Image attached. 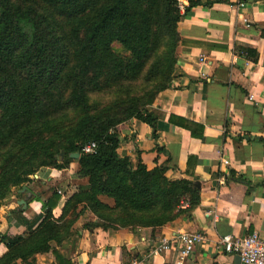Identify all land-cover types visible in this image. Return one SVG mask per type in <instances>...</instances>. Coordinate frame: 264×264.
I'll return each instance as SVG.
<instances>
[{"label": "crops", "instance_id": "1", "mask_svg": "<svg viewBox=\"0 0 264 264\" xmlns=\"http://www.w3.org/2000/svg\"><path fill=\"white\" fill-rule=\"evenodd\" d=\"M200 2L178 24L172 83L150 107L156 129L137 119L116 128L120 157L134 166L141 159L148 170L164 168L171 181L191 182L198 203L175 210L171 221L155 227L104 220L85 206L76 209L72 220L67 203L89 190V184L76 177L79 165L71 162L9 198L0 235L33 234L45 218L43 204L54 192L58 199L52 219L64 224L49 250L14 264H242L223 252L220 237L257 232L264 238V0ZM178 120L192 123L196 133L201 128L203 138L177 125ZM99 199L114 208L112 199ZM183 233L206 239L188 259L181 261L178 244L155 253L162 240ZM8 252L0 243V258Z\"/></svg>", "mask_w": 264, "mask_h": 264}, {"label": "trees", "instance_id": "2", "mask_svg": "<svg viewBox=\"0 0 264 264\" xmlns=\"http://www.w3.org/2000/svg\"><path fill=\"white\" fill-rule=\"evenodd\" d=\"M189 2L182 15L179 0H0V152L20 147L7 156L8 168L15 167L21 153L48 147L64 152L66 159L79 154L76 177L87 179L89 190L68 201L72 220L76 209L85 206L104 220L155 227L171 221L175 210L183 212L182 202L189 203L188 209L198 203L191 182L168 183L164 168L149 171L141 159L134 166L120 157L116 133L131 119L156 129L150 107L172 83L178 24L202 5ZM114 44L129 53L128 61L114 53ZM106 94L115 95L116 103L93 102ZM178 121L203 138L200 127L196 133L192 123ZM90 142L97 151L84 154ZM30 175L12 176L10 184L31 183ZM99 197L112 199L114 208ZM57 199L54 192L43 204L45 218L33 234L0 235L9 250L0 264L27 261L50 249L64 226L52 219Z\"/></svg>", "mask_w": 264, "mask_h": 264}, {"label": "rangeland", "instance_id": "3", "mask_svg": "<svg viewBox=\"0 0 264 264\" xmlns=\"http://www.w3.org/2000/svg\"><path fill=\"white\" fill-rule=\"evenodd\" d=\"M113 51L120 59H123L125 61H128L130 59L129 53L119 44L113 45ZM176 55L178 62V48ZM116 101H117L116 96L113 94L102 95L98 97L96 100H93V102L97 103L98 106H103L107 103L108 104L116 103ZM61 127L64 126L62 125ZM48 149L49 151H47ZM48 149L43 150L41 153L39 151L38 153H36V151L21 153L20 157L15 161L14 168H8L9 162L7 161V159L12 155L11 153H19L20 147L15 150H11V153L10 150L6 149V147L3 151L0 152V221L1 220L3 222L5 221L4 216L9 198H11L12 196L15 197L17 195V192L21 190V188L29 187L33 182L39 183L40 181L44 180V177H46V174H48V172L61 171L62 169H60L59 166L65 165L66 161L76 162L77 160L72 158L71 156H69L68 159L64 158V152L62 151L56 150L57 152H59L56 153L54 151H50L51 148L48 147ZM149 171H153V169ZM27 174H31L29 176L31 183L26 182L23 183L22 186H18V187H14L13 185L10 184L9 179L12 176H19L20 178H25ZM163 178L168 183L176 182L169 180V178L166 176V172L163 174ZM36 187H38V185Z\"/></svg>", "mask_w": 264, "mask_h": 264}, {"label": "built area", "instance_id": "4", "mask_svg": "<svg viewBox=\"0 0 264 264\" xmlns=\"http://www.w3.org/2000/svg\"><path fill=\"white\" fill-rule=\"evenodd\" d=\"M179 10L184 15L187 7L179 1ZM97 144L90 142L83 146L82 152L84 154L92 155L97 151ZM189 208L187 201L182 202L180 209L186 210ZM209 216H215L213 212H208ZM205 237L201 235H191L187 233L180 234L177 239L171 241L162 240L160 245L155 248L156 254H162L169 250L172 245L178 244L180 246V259H188L195 249L204 244ZM219 244L225 254L237 256L240 258L242 264H264V238L257 232L248 234L244 237H234L232 235H223L220 237ZM131 264H141L135 260Z\"/></svg>", "mask_w": 264, "mask_h": 264}, {"label": "water", "instance_id": "5", "mask_svg": "<svg viewBox=\"0 0 264 264\" xmlns=\"http://www.w3.org/2000/svg\"><path fill=\"white\" fill-rule=\"evenodd\" d=\"M71 157L74 158V159H78L79 158V154H73V155H71ZM20 204L25 206V207L27 206V203L25 201L20 202Z\"/></svg>", "mask_w": 264, "mask_h": 264}]
</instances>
